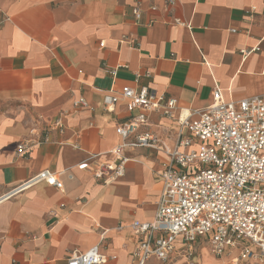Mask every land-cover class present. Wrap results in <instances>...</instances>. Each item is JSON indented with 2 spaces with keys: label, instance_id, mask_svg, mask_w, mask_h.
<instances>
[{
  "label": "crops",
  "instance_id": "crops-1",
  "mask_svg": "<svg viewBox=\"0 0 264 264\" xmlns=\"http://www.w3.org/2000/svg\"><path fill=\"white\" fill-rule=\"evenodd\" d=\"M169 1L0 0V264H68L96 245L102 264H133L141 237L131 225L155 218L179 115L210 106L216 86L227 102L264 96V0ZM137 74L138 85L177 100L175 117L150 114L139 132L159 148H126L124 176L104 183L81 164L113 160L116 125L131 112L125 100L108 111L105 96L136 86ZM81 97L88 106L75 109ZM44 169L63 190L40 182L8 194ZM247 245L217 256L199 238L188 257L178 241L168 260L145 264H255L261 249L245 257Z\"/></svg>",
  "mask_w": 264,
  "mask_h": 264
},
{
  "label": "built area",
  "instance_id": "built-area-1",
  "mask_svg": "<svg viewBox=\"0 0 264 264\" xmlns=\"http://www.w3.org/2000/svg\"><path fill=\"white\" fill-rule=\"evenodd\" d=\"M169 2L172 4L173 0ZM135 16L139 21V9ZM116 72L110 70L113 76ZM145 76L149 77L150 73L146 72ZM141 77L142 74H137L136 86L110 88L105 96L108 111H114L117 103L125 100L131 112L127 120L116 125L121 142L112 150L113 160L97 161L91 166L81 164L82 169L104 183L124 176L131 160L124 153L126 148H159L152 132H139L148 125L150 114L161 111L167 117H175L177 100L138 85ZM86 106L88 103L83 97L74 103L75 109ZM192 116L191 113L179 115L176 145L164 147L168 161L158 174L163 189L155 218L147 222L136 220L131 225L133 232L141 237L133 252V264H145L150 258L168 260L178 241L184 243L190 257L199 238L207 239L217 256L224 254L228 247L245 242L248 245L243 247V256L254 255L249 246L256 245L264 258V96L227 102L221 88L216 86L211 105ZM55 125L63 127L60 119ZM35 133L33 128L31 134ZM27 147L26 143L19 144L18 154H25ZM40 182L64 189L63 180L44 169L8 194ZM105 261L106 256L98 245L68 258V264Z\"/></svg>",
  "mask_w": 264,
  "mask_h": 264
},
{
  "label": "rangeland",
  "instance_id": "rangeland-1",
  "mask_svg": "<svg viewBox=\"0 0 264 264\" xmlns=\"http://www.w3.org/2000/svg\"><path fill=\"white\" fill-rule=\"evenodd\" d=\"M264 258H260V259H258V261L255 263V264H264V260H263ZM244 264H251V263H249V262H244Z\"/></svg>",
  "mask_w": 264,
  "mask_h": 264
}]
</instances>
